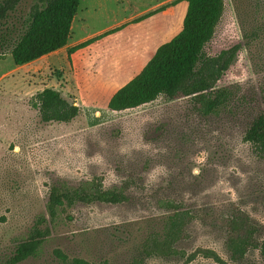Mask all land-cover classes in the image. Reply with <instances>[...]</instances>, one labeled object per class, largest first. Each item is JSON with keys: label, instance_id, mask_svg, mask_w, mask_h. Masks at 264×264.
<instances>
[{"label": "rangeland", "instance_id": "1", "mask_svg": "<svg viewBox=\"0 0 264 264\" xmlns=\"http://www.w3.org/2000/svg\"><path fill=\"white\" fill-rule=\"evenodd\" d=\"M162 1L79 0L72 36ZM33 2L22 0L2 29L0 264L35 219L46 216L51 186L76 187L91 179L106 189L135 187L124 203L62 207L39 253L19 264H60L55 250L85 264H264L256 250L236 258L226 247L233 212L249 218L255 236L264 230V160L242 140L249 121L264 111V0H224L204 54L237 50L216 85L230 92L227 108L210 116L184 96H160L121 112L107 109L112 95L181 30L185 2L109 31L72 54L15 67L9 50ZM121 53L123 74L114 76L111 61ZM45 87L75 101L77 116L41 122L33 97ZM161 198L179 202L191 220L171 251L149 253L144 244L152 235L161 238L171 214L159 205Z\"/></svg>", "mask_w": 264, "mask_h": 264}, {"label": "trees", "instance_id": "2", "mask_svg": "<svg viewBox=\"0 0 264 264\" xmlns=\"http://www.w3.org/2000/svg\"><path fill=\"white\" fill-rule=\"evenodd\" d=\"M22 0L0 1V49L7 43L3 25ZM186 3L181 30L168 42L160 45L150 60L131 80L119 88L107 103V109L121 112L139 108L155 101L160 96L173 99L177 96L189 98L203 116L220 113L227 108L230 92L216 87L218 80L229 68L236 55V48L221 51L214 56L204 54L205 45L214 35L216 26L224 11V0H174ZM79 0H34L23 22V30L12 44L9 54L15 66H22L37 60L67 44L70 28L77 11ZM164 9L161 7L150 14ZM114 31V30H113ZM87 40L72 49L70 53L86 46ZM4 54L0 51V60ZM75 101L62 96L59 90L45 87L33 97L43 123H66L78 114ZM242 140L249 144L255 155L264 160V111L257 113L247 124ZM127 184V185H126ZM106 189L100 179L84 181L76 187L51 186L46 202V216H38L25 236L18 240L4 264H19L36 256L51 232L62 207L76 204H120L130 200L128 192L132 187L126 183ZM137 186V185H136ZM170 211L162 236L152 235L144 244L149 253L160 248L171 251L185 232L191 217L174 199L159 201ZM226 247L232 256L242 258L248 250H256L264 259V230L259 237L249 218L241 212H233L227 219ZM54 255L60 264H85L78 259H69L59 250Z\"/></svg>", "mask_w": 264, "mask_h": 264}, {"label": "crops", "instance_id": "3", "mask_svg": "<svg viewBox=\"0 0 264 264\" xmlns=\"http://www.w3.org/2000/svg\"><path fill=\"white\" fill-rule=\"evenodd\" d=\"M161 7H164V9L162 10H159L158 12L156 13H153L154 15L155 14H166L170 8L169 6V1L168 0H165V1H162V2H159L157 3L156 5L152 6V7H149L147 8L146 10L144 11H141L139 13H136L134 15H130L128 16L127 18L121 20V21H118V22H115L114 24L112 25H109L99 31H95V32H91V33H88V34H85V35H82V36H78L77 38H73L72 36V30H73V24L75 22V18H76V13H75V16L73 17V20H72V23H71V28H70V38L69 40L67 41V44L65 46H63L62 48L58 49V50H55L37 60H43L45 61L46 63H48L49 59L52 58V57H56V56H60L62 54H66V55H69V54H72L70 53V49H72L73 47L87 41V40H90L92 38H95V37H98V36H101L109 31H113V30H117L119 28H122L124 25H126L127 23H130V22H135L136 19H138L139 17H142L144 15H147L149 13H152L154 10H157ZM77 12V11H76ZM81 22V24L83 23V20L82 19H77ZM82 25H79L78 29L79 30H82L81 28ZM123 54H119L118 56H114V59L113 61H111V66H114L112 67L111 71L113 72L114 76H120L121 74H123L122 72V63L124 62L122 60L123 58ZM37 60H34L32 62H35ZM31 63V62H30ZM29 64V63H28ZM15 66V65H14ZM15 67H20V66H15ZM59 71H63V69H58ZM63 74V73H62Z\"/></svg>", "mask_w": 264, "mask_h": 264}]
</instances>
